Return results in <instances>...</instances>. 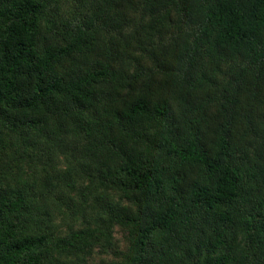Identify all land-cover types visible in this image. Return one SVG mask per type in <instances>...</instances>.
Here are the masks:
<instances>
[{
  "label": "trees",
  "instance_id": "1",
  "mask_svg": "<svg viewBox=\"0 0 264 264\" xmlns=\"http://www.w3.org/2000/svg\"><path fill=\"white\" fill-rule=\"evenodd\" d=\"M57 1L0 0V264H264V0Z\"/></svg>",
  "mask_w": 264,
  "mask_h": 264
},
{
  "label": "rangeland",
  "instance_id": "2",
  "mask_svg": "<svg viewBox=\"0 0 264 264\" xmlns=\"http://www.w3.org/2000/svg\"><path fill=\"white\" fill-rule=\"evenodd\" d=\"M57 4L60 7V13L62 15H68V11L71 10L73 2L72 0H58ZM62 159V158H61ZM61 165V164H60ZM67 163L65 160L62 162V167H65ZM113 195L114 199L121 206L132 205V200L123 193H116L115 191H109ZM70 221V218H67ZM79 217L78 220L74 222V226H80ZM106 224H103V226ZM104 232H108L109 236L106 234H99L98 237L94 238V244H91L89 249H86L81 256H68L64 258L65 262L68 264H126L134 257L133 248V237L134 232L128 228H120L118 225L106 226Z\"/></svg>",
  "mask_w": 264,
  "mask_h": 264
}]
</instances>
